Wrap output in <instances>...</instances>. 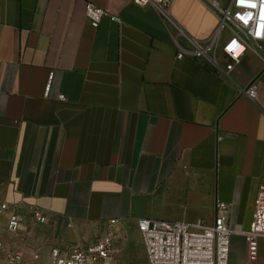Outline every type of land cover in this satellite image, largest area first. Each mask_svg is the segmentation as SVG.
<instances>
[{
    "label": "crops",
    "instance_id": "1",
    "mask_svg": "<svg viewBox=\"0 0 264 264\" xmlns=\"http://www.w3.org/2000/svg\"><path fill=\"white\" fill-rule=\"evenodd\" d=\"M88 3L118 21L93 28ZM169 12L196 40L219 25L207 0H172ZM261 47L227 72L221 51L220 70L178 60L170 24L134 0H0V204L24 221L11 235L0 214V239L24 264H52L54 248L111 234L114 264H148L141 219L213 226L226 204L230 226L249 229L264 187ZM252 85L256 102L243 93ZM237 255L248 264L241 234L229 264Z\"/></svg>",
    "mask_w": 264,
    "mask_h": 264
},
{
    "label": "built area",
    "instance_id": "2",
    "mask_svg": "<svg viewBox=\"0 0 264 264\" xmlns=\"http://www.w3.org/2000/svg\"><path fill=\"white\" fill-rule=\"evenodd\" d=\"M216 8L219 25L215 33L206 41L192 38L172 18L169 5L172 0H134L141 7H152L173 29L178 50L177 59L207 60L218 70V53L221 51L231 60L226 66L230 72L241 62L242 57L252 46L259 48L264 41V0H227L222 5L216 0H207ZM86 18L93 28L98 29L104 18L118 21L115 16L95 4L86 5ZM225 39V41H223ZM56 73L50 72L46 85L47 97L53 88ZM248 100L256 102L258 91L252 85L243 92ZM64 100V96H60ZM230 207L218 205V215L213 226L204 223L167 222L162 220L141 219L138 230L146 251L148 264H229L231 237L241 234L246 240L248 264H257L260 240L264 239V187L260 189L254 205V212L249 229L232 228L226 214ZM9 214L6 232L18 235L23 231L24 221L17 208L7 203L0 204V214ZM36 224L47 222L46 214L32 208ZM112 224H118L113 221ZM119 250L113 235L99 240L85 248H76L71 252L52 250V264H114ZM0 264H24L23 253L10 248L0 239Z\"/></svg>",
    "mask_w": 264,
    "mask_h": 264
},
{
    "label": "rangeland",
    "instance_id": "3",
    "mask_svg": "<svg viewBox=\"0 0 264 264\" xmlns=\"http://www.w3.org/2000/svg\"><path fill=\"white\" fill-rule=\"evenodd\" d=\"M219 1L221 2L222 5H224L227 2V0H219ZM140 239H141V237H140ZM259 250H260V255H259L258 263L264 264V241H261L259 243ZM237 257H238V255L235 256V260H233V263H231V264H239Z\"/></svg>",
    "mask_w": 264,
    "mask_h": 264
}]
</instances>
